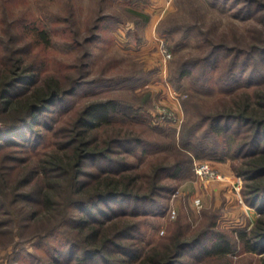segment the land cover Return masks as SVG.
<instances>
[{
    "label": "trees",
    "instance_id": "trees-1",
    "mask_svg": "<svg viewBox=\"0 0 264 264\" xmlns=\"http://www.w3.org/2000/svg\"><path fill=\"white\" fill-rule=\"evenodd\" d=\"M234 1L241 3L236 13L244 17L264 8L261 0ZM139 14L147 20L145 12ZM256 17L264 19V14ZM27 25L39 43H53L52 26L35 22ZM182 29L188 31L187 27ZM96 37L94 32L86 42ZM15 39L13 36L11 41ZM184 43L174 41L170 48L176 53ZM207 43L201 55L175 56L169 78L176 85L187 78L191 95L217 89L219 95L227 94L229 99L216 105L210 114L199 112L187 117L177 148L188 160L179 157L170 164L154 165L152 173H143L148 177L146 183L139 182L138 174L132 172L135 167L125 157H116V147L141 159L147 150L160 148L158 143L133 134L131 129H112L101 139L91 133L118 119L145 123L138 115L144 104L134 110L115 97L94 98L79 109L71 126L53 129L56 113L69 109L68 97L83 85L102 83L107 78L85 80L83 68L76 78L66 77V84L65 78L45 69V61H26L19 46L0 44V243L14 240V226L19 236L35 230L36 235L41 234L32 242L35 252L16 248L12 261L232 264V252L238 255L242 250L259 254L258 264H264V45L253 44L250 49L233 53L229 63L220 67L232 48L221 41ZM90 53L86 50L84 56ZM132 77L122 76L116 83L130 82ZM52 129V135L62 133L66 138L49 142L46 131ZM173 145H177L174 138ZM196 158L230 162L242 179L243 200L257 211L255 220L248 229L234 228L235 238L216 228L215 221L192 233L179 228L149 238L140 229L141 219L135 217L161 213L162 198L175 188L163 179L183 177L189 170L186 161L191 163ZM87 161L96 163L98 169L87 172ZM238 242L241 248L237 251Z\"/></svg>",
    "mask_w": 264,
    "mask_h": 264
},
{
    "label": "rangeland",
    "instance_id": "rangeland-1",
    "mask_svg": "<svg viewBox=\"0 0 264 264\" xmlns=\"http://www.w3.org/2000/svg\"><path fill=\"white\" fill-rule=\"evenodd\" d=\"M261 2L264 4V0ZM239 4L241 3H236L234 0H171L162 11L149 9L151 3L147 0H0V44L8 48L19 46L20 50L24 51L21 54L26 61L32 59L45 61V69L65 78L66 84L69 82L66 77L76 78L77 75L82 74L83 68L85 69L83 73L86 72L85 80L107 78L102 83L93 81L83 85L81 90L68 97L69 109L65 111L66 113H56L53 129L58 126L61 128L71 126L79 109L94 98L115 97L131 104L134 110L141 107V103L144 104L138 115L143 117L145 123L118 119L94 129L91 133L101 139L107 137L112 129L121 132L131 129L133 134L158 143L160 148L147 150L148 152L141 159L129 152L124 153L121 147H116L119 149V153L115 154L116 157H125L127 162L135 167L132 172L138 174L139 182L146 183L148 177L143 176V173H152L154 165L162 162L170 164L179 157L188 160V156L177 148L181 146L180 132L187 117L192 114L197 115L199 112L210 114L217 107L216 105L229 99L227 94L219 95L217 89L202 95H191L187 78L176 85L169 78L174 57L178 55V58H187L201 55L208 48L207 40L221 41L228 48H232L231 52H226V56L221 60L220 67H224L231 60L233 53L250 49L253 44L264 45V19L256 17L257 14L259 17L264 14V8L258 13L244 17L236 13ZM139 12H145L147 20L144 21ZM156 12L158 14H154ZM158 15H161V18L156 20L157 23L154 24V20H149ZM99 20H101L100 26L95 29L94 25L98 24ZM148 21H152L154 25L150 23L151 25L146 27L145 34V24ZM27 22L52 26L53 43L48 46L39 43L34 37V31L28 28ZM183 27H187L188 31H183ZM17 32L19 33L16 35ZM94 32L98 37L86 42ZM13 36L16 41H11ZM158 37L164 40L171 52L166 64V73L160 68ZM182 40L185 43L174 53L170 46L174 41ZM150 42L154 43L153 46L151 45L152 48L147 44ZM86 50L91 51L88 57L84 56ZM1 53L3 51L0 49ZM122 76L133 77L130 82L120 85L116 80ZM167 83L180 96L178 112L182 121L179 128L159 114L155 115L156 112L151 113L152 110L158 109V105L167 106L165 93ZM192 101L194 104L191 103ZM173 108L178 110L177 106L173 105ZM53 129L46 131L49 142L66 138L62 137V133L52 135ZM173 138L176 146L173 145ZM140 150L139 147L138 151ZM199 161H207L223 178L209 179L197 175L194 172V164ZM186 162L185 165L189 166V170L183 177L163 179L175 186L173 191L162 198L163 211L157 214L141 213L135 217L142 221L141 231L144 230L149 238H157L167 233H174L179 228L186 230L185 233H192L215 221L216 228L224 230L235 238L234 228L248 229L255 220L257 211L243 200L241 177L238 175L239 182H233L237 174L231 168L230 162L209 158H196L191 163ZM85 168L87 172H95L98 166L93 161H87ZM246 207L252 208L249 209L248 216L243 215ZM172 210H174L173 216ZM13 230L14 240L0 243V264H10L12 251L16 248L22 252L24 250L35 252L32 242L41 236V234L36 235L37 230L33 234L26 233L20 236L17 233V226H14ZM28 237L31 239L26 240ZM237 246L238 251L241 244L238 242ZM233 253L230 255L232 264L259 262V254L242 250L238 255ZM12 262L23 264L18 260Z\"/></svg>",
    "mask_w": 264,
    "mask_h": 264
},
{
    "label": "built area",
    "instance_id": "built-area-1",
    "mask_svg": "<svg viewBox=\"0 0 264 264\" xmlns=\"http://www.w3.org/2000/svg\"><path fill=\"white\" fill-rule=\"evenodd\" d=\"M158 36V35H157ZM159 41V52L161 54V71L163 73H166V64L171 57V52L167 48V45L165 44L164 40L161 37H158ZM166 80V79H165ZM165 93H166V99H167V106L166 105H156L157 110L153 111L156 112L155 115L158 116V114L162 118H166L169 120L175 127L179 128V125L182 121L181 114L179 111V104H180V96L179 93L172 88L168 83L165 84ZM174 106H177L178 110H175L173 108ZM194 172L197 175L209 178V179H222L223 177L221 174L212 166L209 165L207 161H199L195 162L194 164ZM233 182H239L240 177L237 175L234 177ZM199 202V200H197ZM171 215H174V210L171 211Z\"/></svg>",
    "mask_w": 264,
    "mask_h": 264
},
{
    "label": "crops",
    "instance_id": "crops-1",
    "mask_svg": "<svg viewBox=\"0 0 264 264\" xmlns=\"http://www.w3.org/2000/svg\"><path fill=\"white\" fill-rule=\"evenodd\" d=\"M171 0H147V2H150L151 3V5H150V7H149V9H151V8H155V9H161L162 11H163V9L165 8V7H167V5H169V2H170ZM152 6V7H151ZM150 13H152V12H150ZM154 14H158L157 12L156 13H154ZM160 18H161V15H158V16H155V17H152L151 19H149V20H154L153 22H154V24L155 23H157V21L156 20H160ZM152 21H148L146 24H145V34H146V31H147V28H148V26H150L151 24H152V26L154 25L153 23H151ZM151 23V24H150ZM134 25V24H133ZM147 27V28H146ZM152 35H154V32H153V34ZM147 44H149L150 46L152 45H154V43L152 42H150V43H147ZM149 46V47H150ZM152 46H151V48H152ZM148 47V48H149ZM249 209H251L252 210V208H250V207H246V209H245V214L243 213V215H249L250 214V210ZM254 210V209H253ZM256 215V214H255Z\"/></svg>",
    "mask_w": 264,
    "mask_h": 264
}]
</instances>
